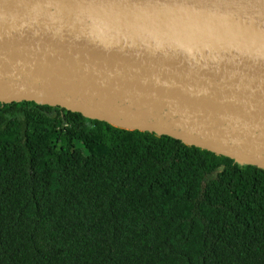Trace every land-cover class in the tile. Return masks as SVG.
Wrapping results in <instances>:
<instances>
[{
	"label": "water",
	"instance_id": "1",
	"mask_svg": "<svg viewBox=\"0 0 264 264\" xmlns=\"http://www.w3.org/2000/svg\"><path fill=\"white\" fill-rule=\"evenodd\" d=\"M12 102L264 170V0H0Z\"/></svg>",
	"mask_w": 264,
	"mask_h": 264
},
{
	"label": "trees",
	"instance_id": "2",
	"mask_svg": "<svg viewBox=\"0 0 264 264\" xmlns=\"http://www.w3.org/2000/svg\"><path fill=\"white\" fill-rule=\"evenodd\" d=\"M38 106L0 128V264H264V170Z\"/></svg>",
	"mask_w": 264,
	"mask_h": 264
},
{
	"label": "flooded vegetation",
	"instance_id": "3",
	"mask_svg": "<svg viewBox=\"0 0 264 264\" xmlns=\"http://www.w3.org/2000/svg\"><path fill=\"white\" fill-rule=\"evenodd\" d=\"M33 102H12V103H0V128H7L9 126V119H14L15 117H18L15 119V125L16 128L20 129V132L22 134V138L20 140L21 143H23L24 136L23 134L25 133L24 129V119H22V116L20 115V111L23 108L35 111L36 109L42 110L37 104L33 105L31 104ZM51 113L53 116H55L56 111H60L61 113V108L59 107H51Z\"/></svg>",
	"mask_w": 264,
	"mask_h": 264
}]
</instances>
